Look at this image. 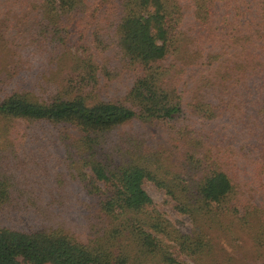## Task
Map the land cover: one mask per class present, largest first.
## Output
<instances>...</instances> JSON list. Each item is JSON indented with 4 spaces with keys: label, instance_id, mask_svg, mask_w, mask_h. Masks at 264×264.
<instances>
[{
    "label": "trees",
    "instance_id": "16d2710c",
    "mask_svg": "<svg viewBox=\"0 0 264 264\" xmlns=\"http://www.w3.org/2000/svg\"><path fill=\"white\" fill-rule=\"evenodd\" d=\"M0 15L19 25L0 39L15 46L0 55V264H264V203L235 169L255 164L264 197V0H0ZM64 19L83 21L76 47ZM124 73L119 99L98 98ZM155 121L166 145L141 126ZM15 146L62 153L51 186L3 166Z\"/></svg>",
    "mask_w": 264,
    "mask_h": 264
},
{
    "label": "rangeland",
    "instance_id": "374dc122",
    "mask_svg": "<svg viewBox=\"0 0 264 264\" xmlns=\"http://www.w3.org/2000/svg\"><path fill=\"white\" fill-rule=\"evenodd\" d=\"M13 10L15 11V8ZM15 13L19 14V11L16 9ZM102 14L103 13H97L95 19L85 27L86 30L81 32L84 35V41H88V39L91 37L90 32L94 26H97L98 22L100 21L99 19H102L100 18V15ZM1 17L2 15H0V18ZM13 17L14 15L12 13L11 18ZM79 22L80 23L74 22L73 20L66 21L65 19L63 21V31L67 36V43L70 47H76L79 45L77 40L80 36V24L83 21L79 20ZM12 23L13 24L8 25V27L0 26V39H7V41L13 39V36L18 31L19 25H16V23H14L13 21ZM14 49L15 46H9L7 48V52L0 50V55H9L6 53H8V51H14ZM14 55L17 54L15 53ZM100 56L107 57L108 55ZM131 79L132 75L130 73H124L111 81H99V83L96 85V95L102 100H117L123 95V93L131 84ZM141 126L145 129L148 138L151 139L153 144L166 145L165 140L170 132L169 128H167V125L155 121L152 124L144 123ZM15 138H21V136L18 134V136ZM24 139L25 138L22 137L19 142L14 143L19 144ZM12 151L13 152H11L10 154L1 149V156L5 159L4 161H6V164L3 166H6L8 168L13 167L14 170L11 172H17L19 174L18 178L23 179L22 184L33 186L39 185V187L41 186V188L43 186H51L53 183L51 176L54 174V172L60 171L62 169V153L51 146H39L36 149L28 148L26 146H15ZM235 163L238 180L241 183L242 187L244 189H247L251 197L250 202H254L256 204H260L262 202L264 203V197L260 193V188L258 187V184L262 181V178L261 175L254 174L255 164L254 168L252 169L253 166L246 165L245 160L242 158H239ZM17 165L25 166L24 170L22 171L19 167H17L16 169L15 166ZM143 188L148 196H150L154 202L158 203V208L164 213V216L168 220L175 222V224L181 229L188 227L187 218L184 215H176L170 207V203H164L163 200L165 199L161 194V191L157 190L151 184L147 183L144 184ZM73 191L77 192V188L75 186L73 187ZM76 197L81 198L80 194H77ZM21 219L25 218L21 216Z\"/></svg>",
    "mask_w": 264,
    "mask_h": 264
}]
</instances>
